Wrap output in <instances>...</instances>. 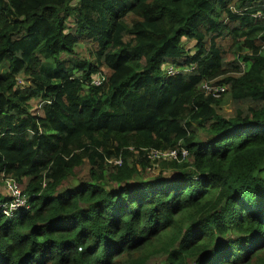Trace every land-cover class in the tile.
Masks as SVG:
<instances>
[{"label":"trees","instance_id":"trees-1","mask_svg":"<svg viewBox=\"0 0 264 264\" xmlns=\"http://www.w3.org/2000/svg\"><path fill=\"white\" fill-rule=\"evenodd\" d=\"M0 175V264H264V0H0Z\"/></svg>","mask_w":264,"mask_h":264},{"label":"rangeland","instance_id":"rangeland-1","mask_svg":"<svg viewBox=\"0 0 264 264\" xmlns=\"http://www.w3.org/2000/svg\"><path fill=\"white\" fill-rule=\"evenodd\" d=\"M223 41L224 42H222V44L224 46H228V45L230 46L229 40H223ZM194 43H195L194 41H185V45L187 47H191V48H193ZM77 53H78L77 54L78 57H80V58H87L89 56L88 47H86V46L79 47L77 49ZM228 58L232 60L233 56H231L230 53H229ZM242 68H243V70H245V69H247V66L246 65H243ZM177 69H179V68H177ZM231 75L239 76L237 74H231ZM101 79H102V77L101 76H98L97 79H96V81H100ZM32 104H33V111L32 112H35L36 114H39L40 113V109H39L40 101L39 100H35V101L32 102ZM217 111H218V113L220 115H222V116H224L226 118H229V117H231L233 115V113H234V106H233V103L229 99L228 96L224 98V101H222V104L220 105V107H218ZM148 170L149 171H147V172H142V176H143L144 179L150 180V179L154 178L156 175H158L160 172H162V167L160 165H158V166L155 165V166L151 167ZM87 171H88L87 166H83L80 169V171H78V172H80L81 176H86L87 175ZM73 184H74V182L71 181L70 182V185H73ZM17 188L20 189V191H22L23 189H25V187L23 185H22V187L19 186V185H17ZM0 193L3 194L4 196H6L7 193H9L10 196H12V194H13V188H12L11 185H9V180H6L1 175H0ZM165 259L166 258L162 254H157V255L152 256L149 259V261H148L147 264H165ZM123 261H126L125 260V257H123L122 259H120V262H118L117 264H121Z\"/></svg>","mask_w":264,"mask_h":264},{"label":"built area","instance_id":"built-area-1","mask_svg":"<svg viewBox=\"0 0 264 264\" xmlns=\"http://www.w3.org/2000/svg\"><path fill=\"white\" fill-rule=\"evenodd\" d=\"M179 71L180 70L173 65H166L165 67V72L168 75H175ZM95 83L98 84L99 81H95ZM202 90L207 96H212L213 98H220L227 91V86L219 85L216 82H207L202 85ZM180 155L182 156L183 159H185L186 156L188 155L187 150L185 148H181L178 150H167L164 152L152 151L150 157L152 159L155 158L176 159L179 158ZM115 163L121 164V161L117 160L115 161ZM9 185H11L13 188V194L11 196L12 199L0 205V208H2V212L7 217H14L19 210L28 209L29 206H28L27 198L25 196L23 197L22 191H20V189L17 188L18 184L9 181Z\"/></svg>","mask_w":264,"mask_h":264}]
</instances>
